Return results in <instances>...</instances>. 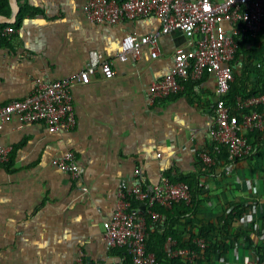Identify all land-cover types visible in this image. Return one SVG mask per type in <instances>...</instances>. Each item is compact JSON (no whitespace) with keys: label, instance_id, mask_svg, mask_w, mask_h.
<instances>
[{"label":"crops","instance_id":"0c3cea01","mask_svg":"<svg viewBox=\"0 0 264 264\" xmlns=\"http://www.w3.org/2000/svg\"><path fill=\"white\" fill-rule=\"evenodd\" d=\"M17 1L15 23L21 10L24 14L18 25L6 23L16 32L7 37L9 45H0V104L30 94L36 79L79 73L92 51L110 60L115 74L107 78L98 69L89 82L72 85L73 129L52 131L19 115L3 124L0 143L13 150L9 162L0 163V264H76L79 248L88 264L126 260L125 249L107 245L103 223L116 208L119 183L133 184L137 168L149 182H158L161 174L193 182L194 209L176 217L174 228L186 242L201 225L213 224L219 229L210 232L219 247L227 248L221 255L176 264H244L243 256L251 251L242 235L237 238L239 231L259 229L264 216V145L236 161L205 164L200 158L199 152L212 144L217 101L212 73L187 81L183 91L155 104L148 100L152 82L168 74L178 48H194L193 40L172 30L161 34L157 58L144 45L139 57L121 61L122 38L160 31L156 16L102 24L84 15L85 0ZM10 9L12 16L11 2ZM67 152L76 155L80 179L53 164ZM243 201H250L243 212L227 229L220 228L226 211ZM136 206L146 210L140 202ZM175 208L177 215L181 207ZM150 215L156 226L149 224L152 233L167 228L163 212Z\"/></svg>","mask_w":264,"mask_h":264},{"label":"built area","instance_id":"2783aa9c","mask_svg":"<svg viewBox=\"0 0 264 264\" xmlns=\"http://www.w3.org/2000/svg\"><path fill=\"white\" fill-rule=\"evenodd\" d=\"M84 15L95 23L116 24L122 19H136L154 15L162 28L158 32L144 35L126 34L121 41L117 57L121 61L137 58L144 45L151 46V56L157 58L161 52L160 36L179 29L195 44L192 49L178 48L175 62L168 74L152 82L148 93L150 104L185 89L189 80H201L206 72L216 77L217 101L214 121L210 129L215 149L228 148L229 160L236 161L251 154L253 146L247 133L260 131L264 138V93L249 97L239 96L236 105L225 100L235 76L231 61L238 48L236 36L249 33L256 36L264 28V0H85ZM16 32L12 25L0 30L2 36ZM100 69L107 78L114 76L110 60H104L98 51H92L85 69L77 74L55 81L35 80L33 91L23 98H13L0 104V130L14 115L26 122H43L52 131L61 128L73 129L77 124L72 85L77 81L87 83ZM197 87V86H196ZM195 131H192L194 134ZM13 147L0 143V163H7ZM207 164L213 163L208 149L199 152ZM53 164L69 172L73 179H80L82 168L74 152L54 158ZM133 184L121 181L117 187V205L110 219L103 223V233L110 248H123L128 259L122 262L103 264H159L154 252L148 251L146 237L149 225L145 213L134 207L133 202L142 203L149 214L153 206L171 207L180 201H191V188L185 181H174L161 174L158 182L144 178L141 168L136 170ZM194 246H178L177 239L169 236L165 248L170 258H181L195 262L198 249L207 247L201 236L192 239ZM76 264H88L81 248ZM244 264H264V258L247 254Z\"/></svg>","mask_w":264,"mask_h":264},{"label":"trees","instance_id":"16d2710c","mask_svg":"<svg viewBox=\"0 0 264 264\" xmlns=\"http://www.w3.org/2000/svg\"><path fill=\"white\" fill-rule=\"evenodd\" d=\"M10 12V0H0V15L9 16ZM23 14L24 11L21 10L17 18V22L12 25H18ZM6 26V23H0V30ZM235 38L238 42V48L234 60L231 61L235 79L231 83V88L229 92L227 93V95H225V100L228 104L232 106L236 105V99L239 96L249 97L264 93V28L260 32H258L257 35L254 37L251 36L249 33H245L243 36L239 35ZM2 44L9 45V39L6 36H2L0 34V45ZM207 73L209 72H206L205 74ZM247 138L252 144L253 149L264 145L263 134L260 131L248 132ZM206 149L210 151L212 159L215 162L225 163L227 162V160L229 161V153L228 148L226 146H220L219 150H216L214 145L211 144ZM204 163L207 164L206 162ZM182 181L187 182L191 188L190 202H176L169 208L158 203L153 206L154 211L161 213L163 212L167 217V221L165 223L167 225V228L164 229V231L159 230V228H156V230L152 233L149 227L148 234L146 237L147 249L148 251H152L156 254L159 264H176L177 262L182 260L181 258H170L168 256V251L165 248V242L169 236L177 239L178 246L181 247L194 246V244H192V239L196 236H201L205 238L207 241V247L204 249H198L200 255L196 260H198L202 256L209 257L214 254L221 255L226 253L227 248L223 250L221 247H219V245L217 244V236H213L210 232L211 229H219L218 226H214L213 224H211V226L205 227L204 225H201L199 229L200 232L192 234L186 242H184V240L179 236L178 231L174 228L176 226V223L178 222L175 218L179 217L181 214L190 212L194 209V206L196 204L194 192L196 189L195 185L188 179H184ZM248 202L250 201H243L240 206L241 208L239 207L240 204H238V206H235L234 209H231L229 211L227 210L226 216L223 219L225 223L224 225H219L220 228L227 229V226L231 224L230 221L238 217V215L243 212L244 206L247 205L246 203ZM138 203L139 202L134 201L133 206L138 207L136 206ZM175 207H181V210H179V213L177 215H174L176 209ZM144 213L147 218L148 225L152 224L155 226V223H151L152 216L149 214V212L145 210ZM168 220H171L170 224H168ZM258 224L260 226L259 229H255V227L252 226L253 229L251 228V230L239 231L240 233L237 238L241 237L240 235L243 236V239L245 241L244 243L247 245V251H251L249 254L255 253L256 256L264 258V216L260 217ZM212 238L216 240L215 244L212 242ZM127 259L129 262V257H127Z\"/></svg>","mask_w":264,"mask_h":264},{"label":"water","instance_id":"95a60500","mask_svg":"<svg viewBox=\"0 0 264 264\" xmlns=\"http://www.w3.org/2000/svg\"><path fill=\"white\" fill-rule=\"evenodd\" d=\"M14 12L12 16H5V15H0V23H15L16 21V16L18 12L20 11V6L17 0H10Z\"/></svg>","mask_w":264,"mask_h":264}]
</instances>
